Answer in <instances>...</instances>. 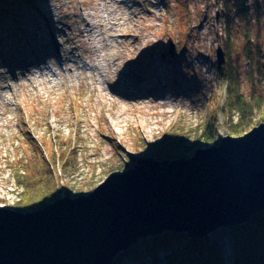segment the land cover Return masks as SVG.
<instances>
[{
    "label": "rangeland",
    "instance_id": "rangeland-1",
    "mask_svg": "<svg viewBox=\"0 0 264 264\" xmlns=\"http://www.w3.org/2000/svg\"><path fill=\"white\" fill-rule=\"evenodd\" d=\"M138 1L143 14L127 42L134 58L125 84L142 75L145 85L139 94L145 97L140 99L134 88L127 87L126 92L132 93H115L104 82L99 90L97 82L90 83L92 71L82 66L92 64L94 56L85 25L76 17L81 9L91 13L99 0H26L20 15L2 20L0 207L18 210L28 191L48 192L51 187L57 199L87 194L101 179L131 168L144 156L162 159L169 146L186 157L218 145L224 134L233 135L231 121L236 119L226 100L228 76L238 77V89L246 99L263 101L254 105L251 120L258 122L264 116V0L246 2L249 52L246 30L232 8L227 19L225 0H154L155 5ZM143 33L150 34L153 42L138 36ZM43 44L48 46L43 63L29 66L28 71L31 60L24 58L32 47L41 49ZM220 47L226 56L221 68ZM64 55L72 56L63 61ZM206 124L212 132L204 137L200 131ZM22 166L31 173L28 177ZM217 232L207 238L218 261L245 264L244 242L234 250L232 238ZM174 243L171 250L158 248L153 259L146 254L140 259L124 255L114 264H165L169 250L180 255L183 241ZM262 259L259 264H264ZM174 261L186 260L181 255Z\"/></svg>",
    "mask_w": 264,
    "mask_h": 264
},
{
    "label": "water",
    "instance_id": "water-1",
    "mask_svg": "<svg viewBox=\"0 0 264 264\" xmlns=\"http://www.w3.org/2000/svg\"><path fill=\"white\" fill-rule=\"evenodd\" d=\"M225 57L220 47L219 68ZM221 138L186 157L144 156L87 194L0 207V264H113L142 238L246 223L264 209V121Z\"/></svg>",
    "mask_w": 264,
    "mask_h": 264
},
{
    "label": "trees",
    "instance_id": "trees-1",
    "mask_svg": "<svg viewBox=\"0 0 264 264\" xmlns=\"http://www.w3.org/2000/svg\"><path fill=\"white\" fill-rule=\"evenodd\" d=\"M257 1V0H253ZM248 0H225L226 3V17L227 19L230 18V15L233 13L229 11L228 8H232L234 12L237 13L239 18L238 24H243L244 30L249 28V22H248V5L246 4ZM229 3H233L232 5H228ZM26 0H0V28H3L1 23L2 20L9 19L12 16H18L21 14V11L24 10L26 6ZM258 7V5H257ZM229 30V27L228 29ZM245 33L246 36V42H247V50L249 52V44L251 45L250 36H248V31L246 30ZM260 55V52L259 54ZM250 58V56H247ZM226 85H227V101H228V108L234 110L236 112V119L231 121V127L230 132L233 135H239L249 130V128L254 127L256 124H260L264 121V116L261 117V120L258 122H253L252 119V112L255 110L254 105H260L263 101L261 99L253 98L251 102L249 99H246L239 91L238 88H240V82L238 77L234 74L232 76H228L226 78ZM262 99L264 100V97L262 96ZM252 111V112H251ZM264 113V109L262 111ZM263 115V114H262ZM201 134L204 137H207L212 132V126L205 125L203 129H201ZM170 143V142H169ZM168 143V144H169ZM172 144V143H170ZM173 146H169V150L167 155H164L166 158H177L180 157L179 154H176L178 151L175 148H171ZM42 163V161H41ZM23 170V176H29L27 171H29L26 168L24 169V166H22ZM17 172H19L17 170ZM21 176V175H19ZM22 182V181H21ZM52 188V187H51ZM51 188L48 189V192L44 189L39 190L38 192H30L25 195L23 200H21V203H18L17 209L20 211H30L31 209L40 208L41 206L48 204L49 202L55 201L57 198L53 195L51 192ZM43 191V192H42ZM218 231V232H217ZM217 234H221L222 237H231L232 238V248L236 250V247L240 242H244V249L242 254L245 259V264H254V260L257 264H259L258 260L262 257H264V209L255 213L249 221L242 224L237 225H230L226 227H221L218 230H216ZM186 235H182L175 232H166L161 235H155L150 236L149 238L146 237L145 239L142 238L141 240H138V242L134 243L133 246H131L126 251L119 254L116 259L114 260V263L117 262L120 258H122L124 255L128 258H139L142 256V254H146L148 258H154V252L159 248H173L171 245H174L177 240L183 241V245L180 250V255H177V253L174 255L172 251L169 249V253L167 254V259L165 260V264H175L174 257L176 259V256L183 255V260L186 261L185 264H221V261H218V259L215 257L214 253V245L210 242V240L207 238L204 239H192L188 240L185 239ZM176 245V244H175ZM196 252H199V255H203L206 257L203 259L202 257L199 258V256L196 254ZM206 252V253H205ZM173 253V254H172ZM173 255V256H172ZM206 255V256H205ZM140 259V258H139ZM220 259V258H219ZM206 261V262H205ZM264 261V258L262 259ZM113 263V264H114ZM179 264V263H178Z\"/></svg>",
    "mask_w": 264,
    "mask_h": 264
},
{
    "label": "bare ground",
    "instance_id": "bare-ground-1",
    "mask_svg": "<svg viewBox=\"0 0 264 264\" xmlns=\"http://www.w3.org/2000/svg\"><path fill=\"white\" fill-rule=\"evenodd\" d=\"M146 3V5H149V3L155 5L154 0H147ZM96 4L98 6L92 7L91 13L81 9L76 17L79 22L85 25L86 42L90 45L91 53L94 56L92 64L82 63L85 68L87 66L86 70L92 71L94 80H91L90 83L97 82L100 86L105 82L108 90L111 88L115 93H120L119 91H124L123 93L125 94L132 93L131 91L126 92L128 90L127 87L134 88V92H137L139 99L145 97L139 94L140 90H142L139 88L145 85V80L141 79L142 75L136 74L132 76L133 78L127 83L128 85L125 84L126 79L129 80L131 77L128 72L131 69L130 62L134 58L133 51H128L129 49L126 46L130 37L135 35L134 30L140 27L139 23L143 12L138 8V5H142L141 1L99 0ZM138 36L144 38L147 43H152L154 40L148 33ZM66 39L67 42L71 41L70 36ZM41 46V49L37 50L32 47L30 53H27L24 58L31 60L29 64H26L28 71H31L28 68L29 66L43 63L41 56L47 53L48 46L44 44ZM72 49H75V46ZM71 56L64 55L63 61L70 60ZM45 67H47L49 72L53 73L52 67H49V65ZM151 69L155 73L157 72L158 69L155 63L151 64ZM68 70H71V67ZM103 89L102 86L99 87V90Z\"/></svg>",
    "mask_w": 264,
    "mask_h": 264
}]
</instances>
